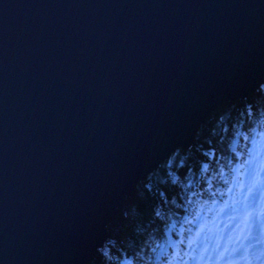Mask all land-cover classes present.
Masks as SVG:
<instances>
[{"label":"water","instance_id":"95a60500","mask_svg":"<svg viewBox=\"0 0 264 264\" xmlns=\"http://www.w3.org/2000/svg\"><path fill=\"white\" fill-rule=\"evenodd\" d=\"M264 84V0H0V264H89L221 104Z\"/></svg>","mask_w":264,"mask_h":264},{"label":"trees","instance_id":"16d2710c","mask_svg":"<svg viewBox=\"0 0 264 264\" xmlns=\"http://www.w3.org/2000/svg\"><path fill=\"white\" fill-rule=\"evenodd\" d=\"M263 133L264 84L216 107L189 148H178L125 197L89 264H183L222 211L220 201L229 202Z\"/></svg>","mask_w":264,"mask_h":264},{"label":"rangeland","instance_id":"374dc122","mask_svg":"<svg viewBox=\"0 0 264 264\" xmlns=\"http://www.w3.org/2000/svg\"><path fill=\"white\" fill-rule=\"evenodd\" d=\"M257 160H259L258 158H257ZM255 169V171H256V175L257 176H260L261 175V181H263V179H264V167H261V164H258V166L256 165V167L254 168ZM263 174V175H262ZM253 190H256V189H253ZM230 224H232V223H230ZM236 226H238V224H235ZM229 235H231V233L228 231L227 233H226V235H225V237H228ZM233 235V234H232ZM223 243H225V241L223 242ZM206 250H209V247L206 249ZM205 253H207V251H205ZM209 253V252H208ZM195 260H196V258L194 259V262H195ZM195 264V263H194Z\"/></svg>","mask_w":264,"mask_h":264}]
</instances>
